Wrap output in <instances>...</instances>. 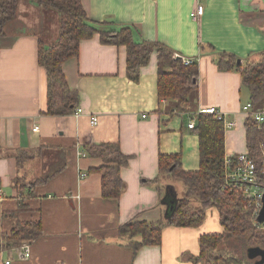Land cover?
Instances as JSON below:
<instances>
[{
	"label": "crops",
	"instance_id": "0c3cea01",
	"mask_svg": "<svg viewBox=\"0 0 264 264\" xmlns=\"http://www.w3.org/2000/svg\"><path fill=\"white\" fill-rule=\"evenodd\" d=\"M198 3L205 11L194 19L190 13ZM82 4L102 28L129 25L136 39L192 57L199 69L195 112L216 107L228 120L236 119L237 126L225 131L226 155L248 152L242 107L250 101L249 91L240 72L219 70L216 60L221 51L234 52L241 63L261 57L264 0ZM59 34L58 12L21 0L0 35V239L20 222L43 226L39 238L0 251V264H201L193 260L200 254V237L224 230L214 207L199 227L167 225L160 245L137 252L118 233L135 218L165 222L166 193L184 195L177 180L160 171V156L178 154L185 170L199 169V136L188 125L198 116L178 113L174 102L159 98L156 52L133 80L127 75L126 46L104 44L100 33L82 40L79 55L63 67L70 88L79 94L78 106L71 114H47V73L38 60L39 44L51 45ZM79 107L83 112L76 114ZM92 116H98L96 126ZM100 143L118 144L130 156L121 169L125 189L116 199L102 195V175L90 170L104 162L86 147ZM24 152L32 156L20 161ZM26 245L29 258L23 256Z\"/></svg>",
	"mask_w": 264,
	"mask_h": 264
},
{
	"label": "trees",
	"instance_id": "16d2710c",
	"mask_svg": "<svg viewBox=\"0 0 264 264\" xmlns=\"http://www.w3.org/2000/svg\"><path fill=\"white\" fill-rule=\"evenodd\" d=\"M21 0H0V35L16 15ZM43 9H52L60 15V34L53 43L46 45L40 40L38 60L47 73V114L66 115L74 112L79 94L70 88L64 73V64L79 55L80 42L100 33L104 44L124 45L127 49V75L138 80L142 67L151 55L157 53L159 98L173 100L178 113L191 112L193 95L198 90L199 69L197 62L184 64L174 57V51L157 42L136 39L132 26L102 28L92 21L82 0H28ZM234 52H218L216 64L219 70H236L241 73L243 84L249 91L254 109L264 106V50L258 60L239 62ZM194 130L199 136L200 166L188 171L182 166L178 154L161 155L160 171L184 185V195L178 198L173 213L165 222H149L138 218L119 226V236L129 239L135 252L145 246L160 245L162 230L167 225L199 227L206 219L207 210L216 208L220 214L222 233L203 234L200 237V254L193 260L201 264H256L247 255L253 246L264 248V223L257 221L255 202L244 192L243 185L232 186L226 180L225 128L223 120L214 114H200ZM248 154L258 175V185L264 187V122L254 118L245 121ZM1 148V139H0ZM92 157L101 158L103 165L91 168L102 175V195L116 199L125 189L121 169L129 164L130 156L118 144L100 143L86 147ZM29 153H21L23 161ZM16 182H19L17 179ZM194 200L198 202L196 205ZM43 233L41 221L20 222L0 239V251L20 247L39 238ZM235 243L237 251L226 257L216 254L224 244ZM222 249V248H221ZM228 252V251H227Z\"/></svg>",
	"mask_w": 264,
	"mask_h": 264
},
{
	"label": "built area",
	"instance_id": "2783aa9c",
	"mask_svg": "<svg viewBox=\"0 0 264 264\" xmlns=\"http://www.w3.org/2000/svg\"><path fill=\"white\" fill-rule=\"evenodd\" d=\"M205 11V6L203 3H198L196 8L192 10L190 13L191 17L194 19L200 18ZM174 57L181 58L183 63L188 65L194 62V59L190 56H182L181 54L174 53ZM83 109L79 107L77 109L76 114H81ZM242 112L247 115V117L254 118L258 123L264 122V106L254 109L252 102H247L242 107ZM193 114H214L220 120H223L225 130H230L237 126V120H228L227 114L218 110L216 107H205L199 108ZM191 114V115H193ZM99 122L98 116H92L91 123L96 126ZM197 122V118H192L189 121V127L195 128ZM37 126L34 127V130H37ZM225 169H226V180L229 185L232 186H240L243 185L244 192L246 195L251 198L256 205L257 214L262 206V193L264 191V187L258 185V175L256 166L249 156L248 152L239 153L234 155H226L225 157ZM87 173H82V177H85ZM26 250L24 253V257L29 258L31 256L30 247L28 245L25 246ZM11 261L8 260L6 264H10Z\"/></svg>",
	"mask_w": 264,
	"mask_h": 264
},
{
	"label": "water",
	"instance_id": "95a60500",
	"mask_svg": "<svg viewBox=\"0 0 264 264\" xmlns=\"http://www.w3.org/2000/svg\"><path fill=\"white\" fill-rule=\"evenodd\" d=\"M241 62V60H239ZM262 206L257 214V221L259 223H264V191L262 193ZM178 197L177 195L172 193H166L164 198L162 199V202L166 204V219L173 213L176 205H177ZM247 255L250 259L255 260L256 264H264V248L260 246H253L248 248Z\"/></svg>",
	"mask_w": 264,
	"mask_h": 264
},
{
	"label": "rangeland",
	"instance_id": "374dc122",
	"mask_svg": "<svg viewBox=\"0 0 264 264\" xmlns=\"http://www.w3.org/2000/svg\"><path fill=\"white\" fill-rule=\"evenodd\" d=\"M195 96V95H194ZM172 102H174L173 100H171ZM175 103V102H174ZM176 104V103H175ZM194 109L191 111L192 113H194L195 112V104H194V107H193ZM184 113V112H183ZM186 115H188V117H193V115H191V114H188V113H186ZM164 175H166V176H168L167 175V173H163ZM21 180L22 179H20V182H21ZM176 182H178L180 185H181V187H183L184 188V185H183V183L182 182H180V181H176ZM19 183V182H18ZM194 203L197 205L198 204V202L197 201H195L194 200ZM235 243H237V242H234V243H230V244H227V243H224L217 251H216V254H218V255H221V256H223V257H226L227 255H229L230 253H232V251H237V249H238V247L236 246V244ZM222 248V249H221ZM228 251V252H227ZM223 262V261H222Z\"/></svg>",
	"mask_w": 264,
	"mask_h": 264
}]
</instances>
